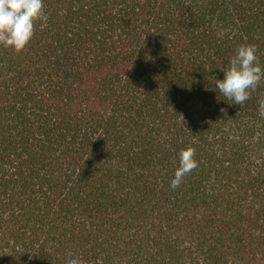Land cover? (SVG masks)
Wrapping results in <instances>:
<instances>
[{
    "label": "trees",
    "instance_id": "trees-1",
    "mask_svg": "<svg viewBox=\"0 0 264 264\" xmlns=\"http://www.w3.org/2000/svg\"><path fill=\"white\" fill-rule=\"evenodd\" d=\"M43 11L0 46V264H264V79L242 105L215 88L242 44L264 68V0Z\"/></svg>",
    "mask_w": 264,
    "mask_h": 264
},
{
    "label": "clouds",
    "instance_id": "clouds-1",
    "mask_svg": "<svg viewBox=\"0 0 264 264\" xmlns=\"http://www.w3.org/2000/svg\"><path fill=\"white\" fill-rule=\"evenodd\" d=\"M41 21V27L48 20L43 11V0H0V46L22 51L34 34V22ZM223 71V79L215 80V88L236 105H242L264 79V68L251 44H242L235 49L229 65ZM258 115L264 118V99L258 102ZM179 161L169 186L179 187L185 175L198 166L194 149L188 147L178 153ZM66 264H81L78 257H72Z\"/></svg>",
    "mask_w": 264,
    "mask_h": 264
}]
</instances>
